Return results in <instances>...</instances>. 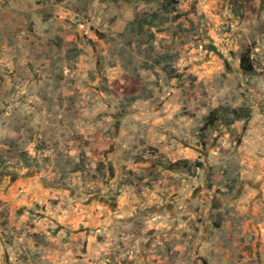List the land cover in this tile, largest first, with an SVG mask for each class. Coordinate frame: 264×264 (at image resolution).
Returning a JSON list of instances; mask_svg holds the SVG:
<instances>
[{"label":"rangeland","instance_id":"rangeland-1","mask_svg":"<svg viewBox=\"0 0 264 264\" xmlns=\"http://www.w3.org/2000/svg\"><path fill=\"white\" fill-rule=\"evenodd\" d=\"M263 249L264 0H0V264Z\"/></svg>","mask_w":264,"mask_h":264},{"label":"trees","instance_id":"trees-1","mask_svg":"<svg viewBox=\"0 0 264 264\" xmlns=\"http://www.w3.org/2000/svg\"><path fill=\"white\" fill-rule=\"evenodd\" d=\"M168 13H170V11H168ZM145 22L146 21L144 19L136 17L132 22H130V25L132 26L134 25L139 29H143ZM146 25H150V24H146ZM240 67L245 73L248 74L252 73V66L250 64L249 59L245 55L241 57ZM249 118H250V111L247 109L214 108L204 118V125L202 129L205 130L209 127H213L219 120H222L223 123L227 126H231L232 124L238 121H243L246 124L249 121ZM153 165L158 166L166 171H174L177 169L189 168V165L185 160H180L169 164H164L163 162H160L157 165L152 164V167Z\"/></svg>","mask_w":264,"mask_h":264},{"label":"crops","instance_id":"crops-1","mask_svg":"<svg viewBox=\"0 0 264 264\" xmlns=\"http://www.w3.org/2000/svg\"><path fill=\"white\" fill-rule=\"evenodd\" d=\"M264 250V249H263Z\"/></svg>","mask_w":264,"mask_h":264}]
</instances>
